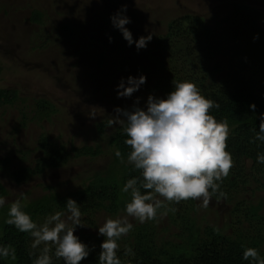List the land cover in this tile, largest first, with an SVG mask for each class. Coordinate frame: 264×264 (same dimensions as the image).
<instances>
[{"label": "rangeland", "instance_id": "374dc122", "mask_svg": "<svg viewBox=\"0 0 264 264\" xmlns=\"http://www.w3.org/2000/svg\"><path fill=\"white\" fill-rule=\"evenodd\" d=\"M236 1L255 6L254 0H0V88L18 93L14 103L0 104V180L8 190L4 206L18 199L24 204L44 195L76 191L96 173L108 171L117 159L109 145L110 137L124 124H109L103 133L98 125L113 119L116 107L145 108L149 94L165 96L147 92L157 68L149 58L159 56L153 49L154 38L164 33L175 17L198 14L222 18ZM121 5H126L125 14L131 22L125 27L133 40L152 33L145 48L137 50L133 45L132 49L116 53L121 39L115 37L109 42L111 33L104 34L106 23L114 30L110 15ZM259 6L264 10V5ZM35 10L42 13L40 22L31 19ZM261 25L264 29V22ZM103 54L105 64L100 66L98 60ZM126 60L130 61L129 67L121 63ZM140 74L146 76L145 83L130 97L118 98L115 86L120 78ZM40 100L47 102L48 110L41 112L37 105ZM44 143L63 146L69 154L67 162L17 183L13 173L22 167H33L43 155ZM86 145L100 148L101 154L76 156L72 151ZM251 188L255 189V184ZM251 188L238 198L245 197L255 205L264 203V191L252 194ZM200 203L196 199L191 213L200 226H216L230 235L236 228L248 231V223L237 224L233 204L214 198L207 208ZM3 209L8 207L0 209V222L7 217ZM124 214V210L116 214L99 212L94 217L95 226L83 223V231L98 235L97 228L106 218ZM128 219L133 226L153 225L159 240L180 242L179 228L170 224L165 213L144 223ZM78 231L76 226L74 235ZM261 249L264 251V243Z\"/></svg>", "mask_w": 264, "mask_h": 264}, {"label": "trees", "instance_id": "16d2710c", "mask_svg": "<svg viewBox=\"0 0 264 264\" xmlns=\"http://www.w3.org/2000/svg\"><path fill=\"white\" fill-rule=\"evenodd\" d=\"M254 2L255 6L233 2L222 18L184 14L172 19L166 31L153 40V49L159 52V56L149 58L157 68L153 71L154 79L147 87V92L166 96L173 88L172 81H192L202 95L219 105L209 112L217 120L228 122L227 151L232 155L233 167L229 175L219 182L220 188L212 198L233 204L237 224L243 226L248 223V231L236 228L234 235H230L216 226H200L191 214L196 199L182 200L179 203L165 201L157 214L165 213L170 224L179 228L177 237L180 242L159 240L151 224L135 225L118 241L117 254L122 264H249V260L242 258L246 247L255 248L259 257L264 258V251L261 249L264 243V213H261L264 211V203L255 205L245 197L238 198L252 184L256 186L255 189L251 188L252 194L254 191H264V164L256 162L257 153H264V142L255 140L256 131L259 130V115L264 113V29L261 25L264 22V10L259 6L264 5V0ZM41 16L42 13L35 10L31 19L40 22ZM104 26V34L108 36L111 33L112 38L121 39V44L115 48L116 53L132 49L135 45L133 43L129 46L118 29H109L107 23ZM104 56L105 54L100 56L98 65L105 64ZM135 62H132L134 66L137 65ZM121 63L126 67L130 65L129 60ZM17 99V90L0 88V104H12ZM252 103L256 105L254 110L249 107ZM37 105L42 108L41 112L49 107L45 100L38 101ZM107 125L108 120L99 124V132L103 133ZM124 126L118 127L109 140L114 151L119 149L124 162L117 158L108 171L96 173L76 191L62 195H44L24 203V210L37 225L56 211L67 212L65 201L68 197L79 204L81 224L93 227L97 213L104 211L116 214L124 210L131 196L130 193L122 192L121 188L127 179L140 177V171L127 163L130 148L124 143L127 138ZM42 147L43 155L33 167H22L13 173L17 183L48 169L59 168L67 162L69 154L63 146L44 143ZM72 151L76 156L95 157L101 154L100 148L87 145L74 147ZM4 162L8 164L9 160ZM140 190L145 191L142 188ZM219 192H224L226 196L220 197ZM7 193V188L0 180V196L5 197ZM5 207L9 206L2 208ZM5 219L0 222V245L14 248L15 258H0V264H33L39 248L44 245L33 249L32 237L6 224ZM77 228L79 231L76 236L91 249L89 256L80 264H98L103 236L85 232L79 225ZM48 246L51 264H64L62 258L55 257V246L50 242ZM126 248H131L134 255H126Z\"/></svg>", "mask_w": 264, "mask_h": 264}, {"label": "clouds", "instance_id": "9594fccd", "mask_svg": "<svg viewBox=\"0 0 264 264\" xmlns=\"http://www.w3.org/2000/svg\"><path fill=\"white\" fill-rule=\"evenodd\" d=\"M126 5L110 15L112 26L120 31L129 46L135 44L137 50L145 48L152 39V33L133 40L131 31L125 25L131 22L126 14ZM256 37H254L255 39ZM111 42L112 37H108ZM146 81V76L129 75L121 77L115 86L117 97H130ZM173 88L163 98L149 94L146 107L133 106L131 110L114 109L116 115L108 123L124 124V143L129 146L127 163L140 171V177L126 180L121 191L130 193L124 215L106 218L97 228L103 236L98 253V264H122L118 256V241L133 228L129 217L144 223L153 220L164 202L179 203L182 200L198 199L200 206L207 208L212 197L217 194L220 183L229 175L233 167L232 155L227 151L229 126L227 120H217L209 110L219 107L213 100L201 94L192 81L173 82ZM139 98H137L138 102ZM255 109L254 103L250 104ZM259 130L255 140L264 142V113L259 115ZM114 155L124 162L117 149ZM258 164H264V153L258 152ZM139 184V186H138ZM145 191L141 192L140 189ZM225 197L224 192H219ZM163 198V199H161ZM5 198L0 196V207ZM21 200L10 203L5 223L32 237L31 247L39 248L33 264H51L49 242L55 246L54 255L62 258L64 264H80L89 256L91 249L74 235L76 226L81 224V210L76 200L68 197L65 201L67 215L56 211L37 225L24 210ZM174 210V209H173ZM126 255H134L131 248ZM30 255H32L30 253ZM15 258V249L0 245V258ZM242 258L249 264H264L257 250L246 247Z\"/></svg>", "mask_w": 264, "mask_h": 264}]
</instances>
